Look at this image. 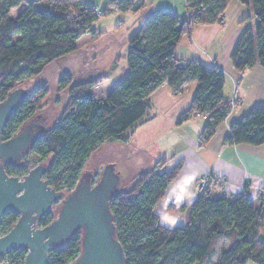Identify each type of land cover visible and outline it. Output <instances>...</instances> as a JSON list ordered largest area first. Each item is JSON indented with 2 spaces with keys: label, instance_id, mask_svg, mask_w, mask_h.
Returning a JSON list of instances; mask_svg holds the SVG:
<instances>
[{
  "label": "trees",
  "instance_id": "trees-1",
  "mask_svg": "<svg viewBox=\"0 0 264 264\" xmlns=\"http://www.w3.org/2000/svg\"><path fill=\"white\" fill-rule=\"evenodd\" d=\"M232 0H184L188 15L157 9L142 20V27L127 38L125 77L104 98L91 92L106 76L72 84L63 74L57 85L67 92L63 112L47 123L28 154L16 165H4L8 176H24L37 164L46 163L44 179L55 191L70 192L90 155L102 144L124 141L146 119L148 97L161 85L174 95L190 83L196 85L189 107L176 119V125L197 115L206 117L198 137L204 147L233 105L222 95L224 75L216 66L198 61L178 60L174 51L183 37L189 38L197 26L224 23V12ZM250 6L253 26L236 41L229 59L239 74L253 66L264 70V0H235ZM138 0H112L102 10L84 0H0V101L26 79L39 76L47 66L78 49L76 42L101 17L114 13H138ZM18 9L15 16L11 11ZM119 57L116 58V60ZM107 78V77H106ZM47 90L42 85L23 100L5 124L1 140H8L30 119L40 115ZM41 116V115H40ZM226 142L232 145L260 146L264 143V107L253 106L239 121L229 126ZM33 157L32 162L28 157ZM164 160L136 175L126 189L109 202L125 264H264V190L254 205L244 187L240 193L218 191L216 182L197 195L186 212L182 227L167 229L154 214L156 204L177 176L181 163L169 172H160ZM54 213L38 221L48 225ZM18 218L5 213L0 219V236ZM227 241L217 255L218 245ZM81 232L76 231L60 247L48 250L46 264H68L80 253ZM26 252L11 249L1 258L7 264H22Z\"/></svg>",
  "mask_w": 264,
  "mask_h": 264
},
{
  "label": "crops",
  "instance_id": "crops-1",
  "mask_svg": "<svg viewBox=\"0 0 264 264\" xmlns=\"http://www.w3.org/2000/svg\"><path fill=\"white\" fill-rule=\"evenodd\" d=\"M84 1L99 11L106 8L112 0ZM138 3L143 4V8L136 13L139 29L142 27L143 18L157 9L172 11L179 16H186L189 13L184 0H138ZM251 16L252 10L249 5L245 6L232 0L224 12L222 26L216 24L197 26L191 36L183 37L175 48L174 55L178 60L198 61L206 67L216 66L224 75L222 95L227 99L233 96L238 101L204 147L197 145L206 121L204 115H197L181 125H176L178 116L191 103L196 89L194 83L188 84L178 95H174L167 85H161L148 97L146 119L133 130L129 142L133 149H136L134 145L137 141L139 149L146 153H150L147 149L157 146L158 153L155 154V158L151 157L150 162L154 165L159 159H166L160 172H169L181 163L177 176L168 184L164 197L154 208L159 224L167 229L182 227L185 224L186 212L197 197L196 182L203 176L216 182L219 191L236 194L246 187L248 197L254 205H258L260 191L264 190V143L260 146H250L226 142L232 123L239 121L253 106L264 107V70L259 66H253L239 74L232 68L229 59L239 36L246 28L253 26L254 20ZM111 17L112 14L105 17V20L108 21ZM102 18L104 17L94 22L95 28L92 29L95 36L92 38L99 39V36L105 33L106 29L101 26L104 22L97 24L103 21ZM244 19L245 21H242ZM121 25L122 20L110 28L116 30ZM88 35L89 33H86L78 39L77 47L79 46L77 43ZM124 42H127L125 37ZM123 48L124 51L117 55L120 59L116 66L113 63L117 56L113 59L111 66L113 71L118 67L122 69V73L127 70L124 59L127 43ZM121 61H124L122 66ZM145 135L150 137L145 138ZM169 149H172V154L170 157H164ZM99 171L95 170L96 173ZM258 239L264 243V231L258 234Z\"/></svg>",
  "mask_w": 264,
  "mask_h": 264
},
{
  "label": "water",
  "instance_id": "water-1",
  "mask_svg": "<svg viewBox=\"0 0 264 264\" xmlns=\"http://www.w3.org/2000/svg\"><path fill=\"white\" fill-rule=\"evenodd\" d=\"M28 94L17 87L0 101V219L9 212L18 215L9 231L0 236V258L11 249L24 250L22 264H46L49 249L64 245L80 231V253L68 264H125L109 210L110 200L120 191V174L114 167L102 168L97 178L95 170L83 169L68 193L48 185L44 179L46 163L37 164L22 177L5 173L3 166L21 162L44 130L43 117L38 115L8 140H1L9 117ZM51 212L52 221L38 227V221Z\"/></svg>",
  "mask_w": 264,
  "mask_h": 264
},
{
  "label": "rangeland",
  "instance_id": "rangeland-1",
  "mask_svg": "<svg viewBox=\"0 0 264 264\" xmlns=\"http://www.w3.org/2000/svg\"><path fill=\"white\" fill-rule=\"evenodd\" d=\"M16 14L17 10L14 9L11 15L15 16ZM112 16L113 17L108 19V21H106L104 17L102 18L103 21L97 23L104 22L101 26H103V29H106L105 33L99 36V39L95 37L92 38L95 36L94 33L89 34L87 37H83L84 40L77 43L79 46L75 53L50 64L39 76L26 79L24 82L16 85H21L26 93H31L36 88L45 85L47 93L41 103L42 108L40 115L44 117L47 123H51L59 117L66 105L67 92L59 91L57 89L58 81L63 74H68L70 76L72 84H78L92 79H100L102 76H106L107 78H103L100 83L91 89V92L96 99L104 98L111 89H113V87L125 77L127 70L122 73V69L118 67L113 71L111 66L115 56L124 51L123 47L126 44V42H124V37L127 39L132 33L138 31L140 24L136 20L137 15L134 13H127L126 15H123V13L122 15L114 13ZM121 20L123 21L121 27L116 30L110 28L113 27L112 25L115 26L117 22ZM111 21L113 22L110 23ZM242 21H245V19ZM92 28L94 29L95 26ZM117 57L119 58L116 60ZM117 57L113 63L115 66L120 59V56ZM122 64H124V61L120 62V66H122ZM237 103L238 101L232 96L230 104L234 107ZM132 135L133 132L124 141L107 142L99 146L86 161L84 170L94 171L99 169L101 171V168L112 166L115 168V171L121 175L118 188L120 190L126 189L129 182L136 175L143 171H148L153 167L150 159L151 157L155 158V154L158 153L156 145L154 148L152 146L150 149H147L150 153H146L143 149H139L138 141L134 145L136 149H133V147L129 145ZM146 137L150 136L145 135V138ZM145 138L143 137L142 139L144 140ZM171 154L172 149H169L165 152L164 157H170ZM32 158L33 157L31 156L28 157V161L32 162ZM162 160H164L163 165H165L166 159L163 158ZM97 175L98 172L95 175V178H97ZM205 178L208 182L207 176L199 178L196 182V194L199 191V183L204 181ZM207 186L208 185H206L205 189ZM204 190L201 192H204ZM226 245V240L218 245L216 257L220 253V250L223 247H226ZM247 264L252 263L248 262Z\"/></svg>",
  "mask_w": 264,
  "mask_h": 264
},
{
  "label": "built area",
  "instance_id": "built-area-1",
  "mask_svg": "<svg viewBox=\"0 0 264 264\" xmlns=\"http://www.w3.org/2000/svg\"><path fill=\"white\" fill-rule=\"evenodd\" d=\"M206 185H207V180L205 178V180L200 182L199 185H198L199 191H198L197 195L202 193L201 191L205 189Z\"/></svg>",
  "mask_w": 264,
  "mask_h": 264
},
{
  "label": "flooded vegetation",
  "instance_id": "flooded-vegetation-1",
  "mask_svg": "<svg viewBox=\"0 0 264 264\" xmlns=\"http://www.w3.org/2000/svg\"><path fill=\"white\" fill-rule=\"evenodd\" d=\"M9 251H10V250H9ZM9 251H8V252H9ZM8 252H7V253H8ZM7 253H6V254H7ZM6 254H5V255H6ZM5 255H4V256H5ZM2 257H3V256H2ZM2 257H1V258H2ZM1 258H0V262H3V263H5V264H7L5 261H2Z\"/></svg>",
  "mask_w": 264,
  "mask_h": 264
},
{
  "label": "bare ground",
  "instance_id": "bare-ground-1",
  "mask_svg": "<svg viewBox=\"0 0 264 264\" xmlns=\"http://www.w3.org/2000/svg\"><path fill=\"white\" fill-rule=\"evenodd\" d=\"M120 178H121V175H120Z\"/></svg>",
  "mask_w": 264,
  "mask_h": 264
}]
</instances>
